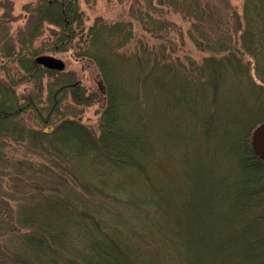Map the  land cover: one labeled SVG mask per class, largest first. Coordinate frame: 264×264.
I'll return each instance as SVG.
<instances>
[{
	"label": "trees",
	"instance_id": "16d2710c",
	"mask_svg": "<svg viewBox=\"0 0 264 264\" xmlns=\"http://www.w3.org/2000/svg\"><path fill=\"white\" fill-rule=\"evenodd\" d=\"M158 3L190 19L188 31L196 45L222 52L221 56L206 57L198 69L187 70L178 67L167 51L173 42L164 33L178 27L174 21L164 19L157 34L162 42L156 44L136 39L131 21L97 20L89 29L87 48L81 55L95 60L104 82L107 102L99 135L79 120L64 118L48 129V117L42 118V127L35 128L28 126L23 116L30 109L42 117L41 83L45 76L52 79L51 113L59 111L68 89L77 101H85L73 72L38 63L35 55L40 51L30 47L45 23L62 28L56 47L59 41L73 37L72 21L78 11L74 1L41 0L29 22L18 29V45L15 36H6L8 26L0 35L2 53L22 71L0 73V168L7 165L9 144H22L31 154L58 161L54 175L48 176L42 169L46 166L40 164L33 170L24 168L30 169V175L61 187L65 181L60 168L72 173V167L90 177L95 174L97 180V185L87 184L85 191L79 184L78 195L67 187L63 193L54 190L51 201L44 200L43 204L52 202L55 206V219L60 220L62 212L69 216L48 224L49 233L45 234L50 240L38 234L26 237L27 246L35 252L47 245L50 254L43 259L45 263L61 264L55 257L60 251L66 256L62 264H264V206L260 203L264 198L259 195L264 193V162L246 141L250 132L245 128L246 115L251 106L242 93L231 100L233 103H225L221 94L229 77L244 82L255 96V111L264 116V0H244L241 11L230 0ZM11 15L8 10L1 16L0 26L6 25ZM8 40L10 44L5 45ZM123 64L131 67L130 75L124 78L119 72ZM26 75L34 77L35 90H40L32 91L35 94L28 98L17 88ZM146 101L151 103L146 106ZM181 105L186 108L177 113ZM224 107L236 110L241 118L238 127L226 124L218 135L215 126ZM186 112L201 122L204 142L220 138L224 150L219 148L212 155L213 149L204 143V148L186 151L178 160L173 147L165 144L175 135L176 118L186 116ZM161 131L168 141L163 145ZM225 150L232 156L223 163L220 153L228 155ZM164 153V160L181 165L177 188L168 179L156 177L166 171L167 165L163 169L157 157L165 158ZM231 159L236 165L229 162ZM65 161L69 165H61ZM222 173H226L224 182L216 185ZM136 186L142 190L146 186L147 191L139 194ZM93 194L99 198L91 197ZM221 201H226L225 212L219 208ZM72 203L82 212L73 209Z\"/></svg>",
	"mask_w": 264,
	"mask_h": 264
},
{
	"label": "rangeland",
	"instance_id": "374dc122",
	"mask_svg": "<svg viewBox=\"0 0 264 264\" xmlns=\"http://www.w3.org/2000/svg\"><path fill=\"white\" fill-rule=\"evenodd\" d=\"M73 1L75 3V8L78 9L76 16L73 19L74 22L72 21L73 30L71 34L73 37L59 41V46L56 47L55 42L58 40L57 33L61 32L62 28L52 23H45L42 33L34 39L33 45H30V47L39 49L40 53L35 55L36 57L44 54H52L63 59L66 64L64 69L74 73L77 81L76 84L79 86L78 89L83 93L85 101H77L74 97L73 91L68 89L66 91L67 95L59 104V111L51 113V111H49V107L51 106V100L49 99V81L52 79L50 76H45L41 83L42 97L40 105L43 107L42 117L37 116L35 112L30 109L23 113L24 121L30 127H42L44 124V119L42 118L48 117L50 122L47 124L46 128L52 129L58 122L65 118L79 120L88 126L96 135L101 134L100 123L103 111L106 109L105 107L107 102L104 82L95 60L89 56L81 55L82 50L87 48L88 41L86 38L89 29L97 20H102L107 23H113L120 20L126 22L131 21L133 23V32L136 39L143 38L148 40L150 43L156 44L162 42L160 38L161 36L157 37V34H160L159 30L161 27L159 26L162 24L164 19H167L169 22L174 21L178 27H174L175 29L170 27L168 28V31L164 33L166 35L165 37L173 42V47H171L168 42H165L166 45L168 44L167 51L171 54L173 59L178 61L175 62L178 67L182 65L183 68L185 67L187 70L196 69L197 65H199L206 57L211 55H216L218 57L221 56L222 52H217L212 48L197 46L188 31L191 26L190 19L185 18L183 14L179 12L169 9L167 6L161 5L158 3L159 0H152L151 5H149V0ZM39 2H41V0H0V17L8 10L12 14L8 17L9 20L5 22L6 25L3 23L1 24L0 35L3 32H7L6 27L8 26L9 33L6 36H11V38L12 35L13 37L15 36L16 39L13 40L18 45V29L29 22L32 13H34L33 10ZM230 2L239 11L242 10L244 0H230ZM148 13L150 14V18L148 17ZM69 18L71 19V17ZM151 29L155 31L152 33L150 31ZM234 38L236 39V37ZM10 41L5 45L10 44ZM1 44L4 45V41L1 42ZM2 50L3 46L0 49V73L5 75L7 74V70L11 74L22 73L18 63L5 57ZM245 56L247 60H250L247 55ZM128 65L129 64H123L120 67L119 72L123 78L126 77L127 74L130 75L129 68L131 67ZM23 76H25V74ZM225 82V91H222L223 87L221 90V94L224 96L223 101L225 103H233L231 100L236 99L240 96L239 94L242 93L243 96L246 97V104L251 106L250 113L247 112L246 115L248 120L246 121L247 125H245V128L250 131L246 141H250V146H252L254 152L258 154L252 144V134L256 126L264 120V116L255 111V96L250 88H248V90L246 89V84L244 82H240L234 77H229L225 80ZM36 86L37 84L34 77L26 75V78L19 83L17 88L18 92L24 93L21 96L28 98L29 94L33 93L32 91L35 93L40 91L39 88L35 90ZM245 89L246 93L244 94ZM149 103H151V101H149ZM149 103L146 101V106ZM232 105L233 104H231V109ZM185 108L186 107L184 105H181L177 113H181ZM226 108L227 107H224L225 110L221 111L220 114L222 115L219 116L220 118L217 120V126H215V128H218V135L226 124L238 127V120L241 118L236 110H231L230 108L226 110ZM190 113L191 115L189 116ZM190 113L186 112L187 117L182 114V116L180 115L176 118L175 121L177 127L176 130L174 129L175 135H172L170 137L171 141H169L172 144L171 146L168 141V143L165 141L166 138L164 140L163 133L161 131V144L165 142L167 143L165 145L168 147H173V152L175 151V156H178V160H181V157L186 151L193 152L195 148L200 146L202 148L205 147L203 146L205 143L203 140V136H205L202 130L203 126L201 122L195 118V115L192 114V112ZM226 116L228 117L226 118ZM228 118L229 121L227 120ZM222 123L225 124L223 125ZM165 127L167 129L166 125ZM13 142L14 141L11 143ZM205 144L208 145L207 148L210 150L213 149L212 155L216 154L219 148L224 150L223 147H225L221 139L216 137ZM8 147L9 155L5 157L7 165L2 169L0 168V264H49L43 261V259L48 258L47 255L50 254V250L47 245L42 249H36L35 252L34 248L27 246L26 237L28 235L31 236L38 234L39 236H43L45 240H50L51 237H48V235L45 234L49 233V229L46 228L48 227V224H50L53 220L55 223L56 220H67L69 216L67 214H63L62 212L60 220H58V218L55 219V216H53V208H55V206L52 205V202H49L48 205L45 203L43 204V202H46L44 200L48 199L51 201L52 199H50V197L53 195L54 190L57 192L62 190L63 193L67 187H70L74 194L78 195L80 193V187L85 191L87 190V184L97 185V180H95L96 176L94 174L90 177L88 174L81 172L80 170H73L72 167V173H67V171L60 168L59 174L61 178H63L62 180L65 181L64 185L60 187L57 184H54L52 180H44L39 177H35L28 174L30 169H24L31 167L33 170L40 164L41 166H46V168L42 169L45 170L48 176H52L54 175L53 171H57L55 163H58V161H51L47 157L43 158V156L31 154V149L27 148V145L9 144ZM225 152L228 155H223L224 152L220 153V156L223 157V163L224 160H227L231 158L230 156H232L231 151L229 152V150H225ZM164 156L165 158H163L162 155L160 156L157 154V157L161 162V167L165 169L167 165V168L165 173L160 171L161 174L156 175V177L159 180L164 179L166 181L168 179L167 181L172 183L175 188H177V184L181 181V175L179 174L181 165L178 161H175L176 163L173 161L169 163L164 160L166 159L165 153ZM202 159L206 158L203 157ZM232 160L233 159L229 162ZM234 162L236 165V161ZM64 163L69 165L66 161L62 162L61 165ZM204 163L206 165V162ZM182 166L184 167V164ZM229 168L230 167L228 165V169ZM159 170H161L160 167L157 172ZM61 172L63 173V176L61 175ZM217 172L220 174L219 171ZM153 174L155 173L153 172ZM225 176L226 173H222L215 184H223ZM81 182H83V185ZM136 189H138L139 194L147 191L146 186L143 187V190L139 189L138 186H136ZM215 189L216 186L213 185V190ZM84 193L89 195L87 192ZM259 195L261 199L264 198L263 192H260ZM90 196L99 198L96 194ZM112 201L113 200L110 199V202ZM260 203L264 206V200ZM72 204L73 209L81 210L80 206L75 205L74 203ZM226 207V201L219 202V208L223 212H225V210L227 211ZM111 208L114 209V203L111 205ZM228 214H230V212ZM42 229L43 232L41 231ZM69 233L70 232H68V234ZM40 257H42L41 262H39ZM55 257L61 264L64 263L66 259V256L60 251L55 253Z\"/></svg>",
	"mask_w": 264,
	"mask_h": 264
},
{
	"label": "water",
	"instance_id": "95a60500",
	"mask_svg": "<svg viewBox=\"0 0 264 264\" xmlns=\"http://www.w3.org/2000/svg\"><path fill=\"white\" fill-rule=\"evenodd\" d=\"M35 60L46 67L58 70H63L66 66L63 59L52 54L39 55ZM252 144L256 152L264 161V120L254 129L252 134Z\"/></svg>",
	"mask_w": 264,
	"mask_h": 264
}]
</instances>
